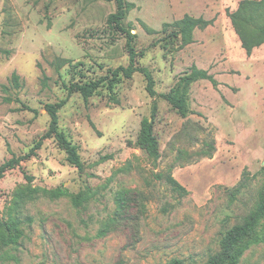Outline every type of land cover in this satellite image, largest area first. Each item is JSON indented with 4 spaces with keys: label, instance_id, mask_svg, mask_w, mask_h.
<instances>
[{
    "label": "rangeland",
    "instance_id": "1",
    "mask_svg": "<svg viewBox=\"0 0 264 264\" xmlns=\"http://www.w3.org/2000/svg\"><path fill=\"white\" fill-rule=\"evenodd\" d=\"M122 1L120 25L133 35L136 66L152 74L155 97L141 72L112 91L101 83L87 99L67 94L73 82L127 66L124 32L108 21L116 0H0V264H200L257 202L264 43L250 54L242 47L230 18L242 0ZM185 17L198 22L183 37L177 22ZM194 66L216 83L190 82L180 115L161 94L182 88ZM63 99L57 129L79 165L48 134L45 105ZM153 101L155 159L137 143ZM29 188L67 189L80 204L41 193L20 199ZM122 191L127 209L118 215ZM256 231L264 233V220ZM238 264H264V242Z\"/></svg>",
    "mask_w": 264,
    "mask_h": 264
},
{
    "label": "trees",
    "instance_id": "2",
    "mask_svg": "<svg viewBox=\"0 0 264 264\" xmlns=\"http://www.w3.org/2000/svg\"><path fill=\"white\" fill-rule=\"evenodd\" d=\"M117 11L111 13L108 17V21L113 23L119 30L124 32L126 37V52L128 55L127 66H120L109 72L107 76L100 79L80 80L73 82L66 87L68 96L74 93H79L84 99H87L98 89L100 84L106 83L108 89L112 91V88L116 81L120 78L129 79L133 73L141 72L146 79V91L150 97L156 96L155 82L151 72L146 67H139L135 64V51L133 47V35L130 31L125 30L121 25L120 21L124 17V7L122 0H116ZM232 24L235 27L237 34L240 37L242 47L251 53L252 49L260 44L264 43V0H242L239 3L237 10L230 14ZM198 20H194L190 17H185L179 22L178 33L186 37L190 30L197 24ZM12 79L17 83L18 76L13 74ZM208 79L213 84L215 80L210 76L206 70L192 67L191 71L187 73L183 78V87H173L168 93L161 94V96L174 107L180 115H185L186 103L185 94L187 85L195 80ZM66 103V99L60 100L56 103H48L45 105V109L50 116V128L48 134H54L60 139L64 149L68 152L71 157V161L79 165V160L75 155L73 147L64 139L57 129V112ZM157 113L156 102L153 101L151 107L150 116L142 117L140 121V129L137 136L138 145L143 148L152 158L158 157V145L153 132V121ZM173 183H177L175 179L170 177ZM177 188L184 190L182 186L177 184ZM41 193L47 195L51 199H56L63 196L71 197L74 205L78 206L80 200L78 196H72L67 189L57 188L54 190H46L39 188H29L25 192L19 193L18 197L24 199L25 197L32 198L36 194ZM127 194L129 191H122L118 194L116 199L117 214L125 212L127 209ZM264 220V184L261 191L257 195V202L253 210L249 215L245 216L243 220L224 231V236L221 238V249L220 251L212 254L208 257L205 262L200 264H238L241 256L251 246L264 242V233H257V226ZM26 221L31 222V218H26ZM114 218L110 219L113 223ZM109 222V223H110ZM18 220L13 219L14 226L17 225ZM109 223H106L102 229L99 230L98 235L103 236L109 229ZM17 236L12 238L3 239V243L7 245L15 241ZM166 264H188L184 259L171 258ZM196 264V263H193Z\"/></svg>",
    "mask_w": 264,
    "mask_h": 264
}]
</instances>
